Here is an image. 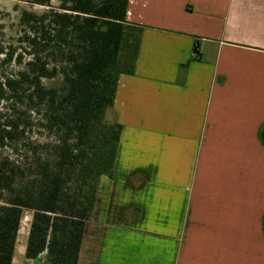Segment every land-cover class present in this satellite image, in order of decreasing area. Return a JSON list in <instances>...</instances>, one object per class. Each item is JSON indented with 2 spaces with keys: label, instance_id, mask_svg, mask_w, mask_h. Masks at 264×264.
Here are the masks:
<instances>
[{
  "label": "crops",
  "instance_id": "1",
  "mask_svg": "<svg viewBox=\"0 0 264 264\" xmlns=\"http://www.w3.org/2000/svg\"><path fill=\"white\" fill-rule=\"evenodd\" d=\"M126 20L109 114L122 126L116 164L99 182L77 264H246L264 244V210L251 225L264 0H128Z\"/></svg>",
  "mask_w": 264,
  "mask_h": 264
},
{
  "label": "trees",
  "instance_id": "2",
  "mask_svg": "<svg viewBox=\"0 0 264 264\" xmlns=\"http://www.w3.org/2000/svg\"><path fill=\"white\" fill-rule=\"evenodd\" d=\"M31 2L48 9L21 13V52L0 47L18 67L0 75V264H12L25 212V260L77 264L99 182L116 164L122 126L106 117L128 0Z\"/></svg>",
  "mask_w": 264,
  "mask_h": 264
},
{
  "label": "rangeland",
  "instance_id": "3",
  "mask_svg": "<svg viewBox=\"0 0 264 264\" xmlns=\"http://www.w3.org/2000/svg\"><path fill=\"white\" fill-rule=\"evenodd\" d=\"M32 0H0V47L1 48H7L10 44L16 48V55L21 52V47H17V37L20 31L19 27V18L20 15L23 11H28V12H33L36 14H40L44 12L45 10L48 9V7H44L38 4H35L31 2ZM52 7H56L57 3L56 2H51ZM130 35V30L128 28L124 31V36H123V41H122V46H121V52L119 55L120 61L122 62L126 58V45L129 46V36ZM4 55H0V75L5 74V75H11L16 73L18 70V67L15 66L13 63H2ZM130 58V57H128ZM107 120H110L109 114L107 115ZM38 136V135H37ZM263 147H264V139L261 140ZM261 145V144H260ZM255 150L253 151V160H252V166L255 167V169H258V174H254V180H253V186H252V195L253 199L256 198V196L259 197V204H254L253 212H254V217H252L251 220V225L254 226L256 220H258L257 215L259 212L264 210V155H259L255 154ZM264 152V151H263ZM259 153V152H258ZM256 173V170H254ZM259 185V187H257ZM255 201V200H254ZM262 202V203H261ZM256 216V218H255ZM31 216L29 212H25L21 221V226L20 230L17 235V241H16V247H17V252H19L22 244H26V239H27V233H28V228H29V222H30ZM251 219V218H250ZM250 219H248V226L250 225ZM263 219V225H264V212L262 215ZM237 222V225L235 226V229L232 231L231 234V239H234L235 237L237 238V245L240 246V241H238V238L240 236H243V234L240 231V219L239 217H235V223ZM233 226V227H234ZM264 234V232H263ZM239 236V237H238ZM247 239L249 238L248 235H246ZM255 238V236H254ZM255 241V245H256ZM259 246L263 248V251L261 249H254L252 252L251 256L247 255L243 257L245 259L246 264L247 262L252 263H259V264H264V244L258 243ZM254 247V246H253ZM15 252V260L17 261L19 257L18 253ZM237 260L239 258V253L237 250ZM259 255H262L260 257ZM241 259L242 256L240 255ZM24 262V257H21L18 262H15V264H21ZM43 258L38 257L33 261V264H42L41 260ZM242 259V260H243ZM250 264V263H249Z\"/></svg>",
  "mask_w": 264,
  "mask_h": 264
}]
</instances>
